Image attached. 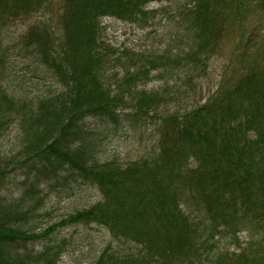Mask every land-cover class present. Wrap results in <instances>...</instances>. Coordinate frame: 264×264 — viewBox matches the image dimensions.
<instances>
[{"label":"trees","instance_id":"16d2710c","mask_svg":"<svg viewBox=\"0 0 264 264\" xmlns=\"http://www.w3.org/2000/svg\"><path fill=\"white\" fill-rule=\"evenodd\" d=\"M151 1L0 0V264H36L23 249L55 229L51 224L37 232L34 212L8 204L2 194L15 166L3 155L1 140L13 120L29 148V156L13 163L44 179L72 177L98 189L101 199L69 219L104 226L113 236L93 264H264V14L253 26L239 25L237 63L231 58L216 89L195 102L232 29L227 11L234 7L238 17L247 9L264 13V0H184L175 18L182 51H143L112 74L99 42L103 17H146ZM54 4L63 10L62 36L31 28L23 40L63 89L33 105L3 86L10 50L2 49V33L10 22ZM154 71L182 82L145 89ZM124 107L135 110L132 119L160 123L159 147L126 164L99 161L88 143L96 135L90 136L86 122L96 118L109 127ZM242 227L251 232L246 248L215 250L216 236L236 235ZM58 255L49 248L41 253L51 264Z\"/></svg>","mask_w":264,"mask_h":264},{"label":"rangeland","instance_id":"374dc122","mask_svg":"<svg viewBox=\"0 0 264 264\" xmlns=\"http://www.w3.org/2000/svg\"><path fill=\"white\" fill-rule=\"evenodd\" d=\"M183 3L184 0H153L145 7L147 16L134 20L103 17L99 42L109 61L106 70L112 74H120L125 68L123 62L129 61L132 56L143 51L149 53L168 49L175 53L182 51L183 42L176 34L175 18L176 8ZM62 12L61 6L54 4L23 20L16 23L14 20L6 25V30L2 33V49L8 47L10 52L7 55V72L2 83L14 97L38 105L40 98L56 90L62 91L63 87L57 83L54 73L37 61L33 56L36 55L34 47L28 40H23L31 28L43 34L46 29L51 30L56 35L54 39L62 36ZM261 14L264 13L247 9L242 17H238L234 7L227 11L226 21L232 29L224 35L220 53L212 59L205 76L207 79L204 87L201 88L200 84L195 102H205L216 89L221 74L231 69L229 63L231 58L234 59L233 65L237 63L239 25L245 22L253 26L256 17ZM260 54L264 55V49ZM2 69L5 70L4 66ZM178 78L179 76H155L154 71L153 76L146 80L143 87L153 90L163 84L173 82L180 84L182 80ZM174 104L169 102L170 106ZM134 111L131 107H124L119 111L123 114L119 121L109 127H103L96 118L88 119L86 124L90 136L96 135V140L91 137V141L88 137V143L96 159L99 161L114 159L126 164L158 149L160 123L148 117L132 119ZM9 127L2 137L1 151L11 162L10 167H15L10 169L2 185V194L8 204L34 212L31 224L36 225L37 232L46 230L51 224L55 226L50 236L28 243L23 250L29 252L32 258H36V264H51L48 259L41 256L45 248H49L50 253L59 252L55 264H93L105 246L112 241L113 236L104 226L81 221L71 222L69 219L78 210L101 199L98 189L80 186L72 177L44 179L33 168L13 163L18 159H24L29 148L25 143L20 122L13 120ZM234 236L238 237L239 243L235 241ZM250 238L251 232L242 227L236 235L223 233V236H216L214 248L239 253L241 249L246 248L247 243H250ZM29 262L35 264V261Z\"/></svg>","mask_w":264,"mask_h":264}]
</instances>
